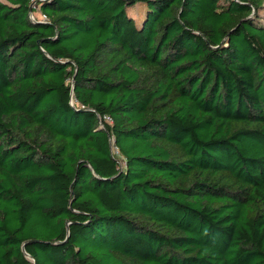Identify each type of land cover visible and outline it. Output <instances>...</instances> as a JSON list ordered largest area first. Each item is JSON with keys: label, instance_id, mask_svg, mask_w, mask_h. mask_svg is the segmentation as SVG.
Instances as JSON below:
<instances>
[{"label": "trees", "instance_id": "16d2710c", "mask_svg": "<svg viewBox=\"0 0 264 264\" xmlns=\"http://www.w3.org/2000/svg\"><path fill=\"white\" fill-rule=\"evenodd\" d=\"M0 264H264V0H0Z\"/></svg>", "mask_w": 264, "mask_h": 264}, {"label": "built area", "instance_id": "2783aa9c", "mask_svg": "<svg viewBox=\"0 0 264 264\" xmlns=\"http://www.w3.org/2000/svg\"><path fill=\"white\" fill-rule=\"evenodd\" d=\"M32 19L35 20L34 17H32ZM46 19H47V17L45 15H43V19L42 20H46ZM99 120L101 122V126H104L103 122L113 123V120H112V118L110 116H103V117L99 116Z\"/></svg>", "mask_w": 264, "mask_h": 264}, {"label": "rangeland", "instance_id": "374dc122", "mask_svg": "<svg viewBox=\"0 0 264 264\" xmlns=\"http://www.w3.org/2000/svg\"><path fill=\"white\" fill-rule=\"evenodd\" d=\"M38 15H40V13L38 12L37 14H34V15H32V17H37ZM41 19H43V15L41 16Z\"/></svg>", "mask_w": 264, "mask_h": 264}, {"label": "water", "instance_id": "95a60500", "mask_svg": "<svg viewBox=\"0 0 264 264\" xmlns=\"http://www.w3.org/2000/svg\"><path fill=\"white\" fill-rule=\"evenodd\" d=\"M32 10H33V8L31 7V8H30V12H32Z\"/></svg>", "mask_w": 264, "mask_h": 264}]
</instances>
